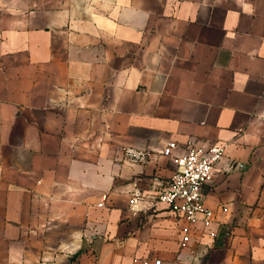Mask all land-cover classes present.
Masks as SVG:
<instances>
[{
	"label": "crops",
	"instance_id": "crops-1",
	"mask_svg": "<svg viewBox=\"0 0 264 264\" xmlns=\"http://www.w3.org/2000/svg\"><path fill=\"white\" fill-rule=\"evenodd\" d=\"M190 139L226 150L182 246L149 200ZM156 258L264 264V0H0V264Z\"/></svg>",
	"mask_w": 264,
	"mask_h": 264
},
{
	"label": "built area",
	"instance_id": "built-area-1",
	"mask_svg": "<svg viewBox=\"0 0 264 264\" xmlns=\"http://www.w3.org/2000/svg\"><path fill=\"white\" fill-rule=\"evenodd\" d=\"M225 150L226 145L220 142L204 144L191 139L184 145L171 140L161 150L163 154L170 156L176 169L171 178L158 187L149 200V207L165 203L184 221L180 227L182 246L190 242L191 232L196 226L210 227L216 221L215 210L205 204L204 186L213 180L214 168L225 155ZM127 153L131 160L144 159L142 152L132 148ZM243 166L244 163L236 162L230 168L240 169ZM141 200H145L143 191L136 188L132 191L130 203L137 205ZM227 209L226 206L223 207L224 211ZM143 264H151V261L145 259ZM152 264H162V260L156 258Z\"/></svg>",
	"mask_w": 264,
	"mask_h": 264
}]
</instances>
